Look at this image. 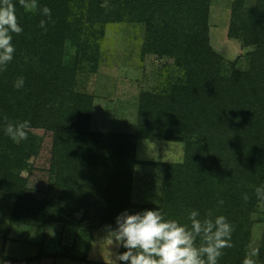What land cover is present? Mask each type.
<instances>
[{
    "label": "trees",
    "instance_id": "trees-1",
    "mask_svg": "<svg viewBox=\"0 0 264 264\" xmlns=\"http://www.w3.org/2000/svg\"><path fill=\"white\" fill-rule=\"evenodd\" d=\"M210 1L36 0L30 12L13 0L23 31L12 34L14 57L0 71V190L17 202L27 192L24 173L33 171L30 161L39 147L5 135L3 117L28 120L29 129L56 132L50 191L61 200L49 202L44 227L81 226L85 219L76 214L88 219L95 213L98 220L87 230L92 241L95 232L115 229L125 211L160 210L166 219L188 225L190 211L200 218L211 211L234 229L232 247L222 250L218 264H243L252 250L253 215L264 204L255 192L264 186V0L254 8L245 0L233 4L229 36L254 51L248 67L235 65L231 72L210 44ZM44 6L51 9L50 20L42 15ZM124 22L147 27L143 56L174 59L184 73L164 91L142 94L134 135L94 132L95 99L77 91V79L87 66L97 71L100 50L92 40L102 37L107 24ZM20 77L24 86L17 89ZM140 139L185 145L182 163L163 165L157 205L133 201ZM79 170L76 178L72 173ZM260 243L256 264H264V236ZM48 249L42 244L29 261L64 256ZM126 250L121 246L120 253Z\"/></svg>",
    "mask_w": 264,
    "mask_h": 264
},
{
    "label": "rangeland",
    "instance_id": "rangeland-1",
    "mask_svg": "<svg viewBox=\"0 0 264 264\" xmlns=\"http://www.w3.org/2000/svg\"><path fill=\"white\" fill-rule=\"evenodd\" d=\"M235 1L211 0L208 20L210 44L226 61L225 70L230 72L235 65L241 69L248 67L250 53L254 51L244 48L241 40L229 36ZM257 3L258 0H245L248 8L256 7ZM103 31L102 37L92 40L100 50L97 71L87 66L80 72L76 88L95 99L92 131L134 135L142 94L164 91L169 88V81L176 82L184 72L174 59L142 55L148 39L144 24L110 23ZM27 131L26 140L38 145V154L30 161L33 171L24 173L29 185L21 201L17 202L16 198L0 190V264H63L55 259L41 262H30L29 259L38 254L42 244L52 253L68 256L76 252L80 255V248L91 239L87 232L89 225L96 224L98 217L92 213L88 221L81 212L76 214L77 220L85 219L81 226L44 227L49 202L52 198L58 202L61 200L56 190L50 191L56 179L53 174L56 132L46 129ZM136 156L140 165L135 174L133 201L157 205L162 197L163 165L182 163L185 145L170 140L140 139L136 144ZM80 172L83 171L72 174L77 178ZM261 221H264V204L253 215L252 249L261 246L264 236ZM108 235L106 231L95 236L90 257L99 263L113 264L115 261L117 264L120 246L115 242L110 245ZM253 259L257 263L258 256Z\"/></svg>",
    "mask_w": 264,
    "mask_h": 264
},
{
    "label": "clouds",
    "instance_id": "clouds-1",
    "mask_svg": "<svg viewBox=\"0 0 264 264\" xmlns=\"http://www.w3.org/2000/svg\"><path fill=\"white\" fill-rule=\"evenodd\" d=\"M26 11H35L36 0H19ZM13 0H0V71L6 69L13 60L15 46L12 34L19 35L23 29L15 14ZM42 15L51 19V9L44 6ZM46 20L40 21V27L46 30ZM24 86V78H18L14 87ZM5 121L4 133L13 141L26 140L30 121ZM259 199L264 200V186L255 189ZM247 202L248 196L244 195ZM223 204V200L219 201ZM190 225L181 224L176 219H166L160 210H144L135 214L127 211L116 218V227H108L110 245L115 242L126 251L116 255V261L126 264H218L223 249L232 247L233 226L223 215L213 217L209 211L204 218L192 210L188 213ZM199 238V244L197 239ZM259 255V249L245 254L243 264H256L253 257ZM115 264V261H113Z\"/></svg>",
    "mask_w": 264,
    "mask_h": 264
},
{
    "label": "crops",
    "instance_id": "crops-1",
    "mask_svg": "<svg viewBox=\"0 0 264 264\" xmlns=\"http://www.w3.org/2000/svg\"><path fill=\"white\" fill-rule=\"evenodd\" d=\"M101 232H106V231H97V232H95L92 235V237H93L92 238V241H91V239H88L87 240V245L86 246L84 245V246H82L80 248V252H79V253H81L80 255H76V252H75V254L71 253L70 255L68 254V256H63L62 259L58 258L57 259V262H58V260H61V261L64 262L63 264H94V263H97V264H107V263H99V261H95L94 259H92L90 257L91 250H92V247H93L94 238H95V236L98 233H101ZM82 243H84V240L82 241ZM120 251H121V246H120L119 253H120ZM119 263H120V261H118L117 264H119Z\"/></svg>",
    "mask_w": 264,
    "mask_h": 264
}]
</instances>
